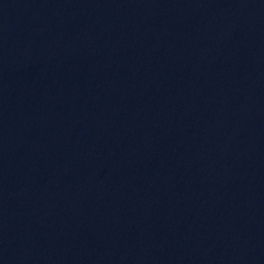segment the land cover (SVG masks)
I'll return each mask as SVG.
<instances>
[{
	"label": "water",
	"instance_id": "obj_1",
	"mask_svg": "<svg viewBox=\"0 0 264 264\" xmlns=\"http://www.w3.org/2000/svg\"><path fill=\"white\" fill-rule=\"evenodd\" d=\"M0 264H264V0H0Z\"/></svg>",
	"mask_w": 264,
	"mask_h": 264
}]
</instances>
